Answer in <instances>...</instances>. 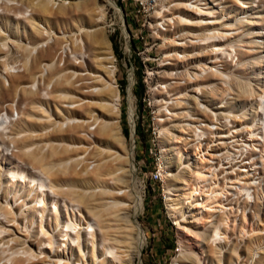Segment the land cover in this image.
Wrapping results in <instances>:
<instances>
[{
	"label": "rangeland",
	"instance_id": "1",
	"mask_svg": "<svg viewBox=\"0 0 264 264\" xmlns=\"http://www.w3.org/2000/svg\"><path fill=\"white\" fill-rule=\"evenodd\" d=\"M38 1L0 0V212L6 209L13 216L10 219L6 213L12 222L6 218L0 223L6 232L3 242L39 255L42 261L37 264H55L57 259L63 264H113L107 259L104 263L101 252L90 242L81 243L78 238L79 246L70 252L54 237L59 228L54 220L60 218L52 209L54 193L90 196L105 190L107 194L100 201L103 208L117 209L122 226H134L144 236L140 252L129 264H264V181L256 189L251 209L242 210L243 203H234L237 195L225 201L224 193L222 208L213 203L212 211H207L195 205L198 190L194 198L181 199L183 216L172 215L167 206L178 198L172 185L180 187V192L195 186L198 189L199 179L194 173L197 164L208 168L210 162H215L207 154L229 156V161L233 154L236 156L235 150L243 147L249 133L252 137L245 142L264 154L262 141L253 134L261 132L264 122L259 114L264 112L260 109L264 105L260 97L264 91V0H50L48 5L53 10L70 8L72 28L66 32L64 19H44L34 10L33 4ZM84 3L88 4V16L81 7ZM100 9L104 22L97 26ZM84 17L86 22H81ZM97 27H102L111 52L99 51L97 58L113 59L104 63L115 71L118 144L108 142L103 134L104 126L113 120L109 108L115 102L101 100L96 93L104 87L103 80L109 81L107 73L94 63L96 59L87 68L79 57L76 61L68 57L74 66L49 75L54 64L62 67L63 58L59 62L57 53L51 61L39 59L31 73L24 75L32 57L55 38L85 39L86 33ZM211 35L215 37L207 38ZM214 38L219 41L210 42ZM217 46L231 59L227 60ZM137 60L142 66L141 84L137 83ZM63 74L69 76L67 81H61ZM59 81L72 83L71 89L62 91ZM88 85L91 88H85ZM50 89L49 102L37 96L31 102L25 101L36 91L44 98ZM71 113H76V119L68 121ZM221 117H227L229 123ZM75 124H83L80 130L84 131L73 134L80 140L45 136L50 131L57 134L60 129L68 133ZM122 126L127 129V137ZM228 129L229 133L238 130L239 136L220 137L228 135ZM210 139L216 141L208 142ZM199 141L207 143V154L202 156L197 153ZM51 147L75 150L69 158H48L45 166L57 174L74 166L85 174L105 162L121 163L116 171L122 172V182L117 185L121 190L100 184L76 187L67 179L45 180L49 186L48 208L42 213L38 208L35 213V202L31 194L27 195L24 183L9 180L7 172L19 170L30 177L27 172L38 169L32 167L33 161L26 154L33 152L38 158L49 153ZM163 148L167 152H162ZM129 153L132 158L127 163ZM257 162L250 171L254 167L264 171L263 156H258ZM223 169L231 171L234 167ZM204 173L207 182L216 174L221 183L223 174L219 171ZM257 177L255 174L253 188L258 184ZM116 192L119 202L111 198ZM137 195L142 199L138 212L134 207ZM56 204L64 213L60 197ZM217 222L224 238L214 244L209 234ZM131 234L132 243L134 231ZM51 238L55 241L45 248ZM60 243L59 248L56 245ZM125 249L130 254L132 247H120Z\"/></svg>",
	"mask_w": 264,
	"mask_h": 264
},
{
	"label": "bare ground",
	"instance_id": "2",
	"mask_svg": "<svg viewBox=\"0 0 264 264\" xmlns=\"http://www.w3.org/2000/svg\"><path fill=\"white\" fill-rule=\"evenodd\" d=\"M49 1L50 0H39L35 4L32 3L34 6V10L40 13L44 19H49V18L64 19L63 30L64 32L69 31L72 28V24L69 21V19L72 18V14H70V8L59 7L58 9L53 10L48 5ZM28 2H32V0H28ZM218 2L221 3L222 0H218ZM81 7L84 13L86 14V16H88L90 14L87 8L88 4L84 3L81 5ZM9 8L14 10L16 9V7L14 6H9ZM98 13L99 14H97V18L95 20L97 26L98 24H102L104 22L103 10L100 9ZM81 22H86L85 17L84 19L81 20ZM210 37H215V36L214 35L207 36V38ZM212 41L214 42L219 41V39L214 38L210 42ZM108 48L109 46L105 39V35L103 34L102 27H97L91 31H88L85 35V39H82L81 37L79 38L77 36L69 39L55 38L52 42L46 44L45 48L38 52V55L32 57V62L30 63V66L26 69L24 75L28 76L31 73V69H32L31 67L32 66L35 67L39 59L46 58L51 61L55 58L57 53H58V57L60 56L58 60L59 62L63 58L62 67H59L56 64H54L53 68L49 69L48 72L49 75H52L54 73H59L65 69H68V67L74 66V64L68 59V57L73 58L75 61L79 57L81 59L80 61H82L83 66L87 68L88 66L91 67V61L93 59H96L94 63L97 64V66H100L101 69H103L109 77V81L103 80V82L105 83L104 87L98 89L96 93L97 95H99V97H101V100L109 99L110 102H115L114 106L111 109L109 108V115L112 116L111 118L113 120L104 126L103 134L104 136H106L108 142L118 144L119 143L118 140L120 139L118 137V135L120 134V127L118 126V122H117L119 110H118V106H115L117 105V100H118L117 91L115 88L116 86L114 85L115 71L112 68V66H107L104 63L105 61H113V59L112 57L97 58V52L103 50L105 52L108 51V54L110 55L111 52H109ZM217 50L223 51L224 49L221 48L220 46H217ZM222 54L226 55L227 60L231 59L230 57H228V54L225 51H223ZM68 78H69L68 75L63 74L61 76V81L62 80L67 81ZM61 81H59V83L62 85L61 90L66 92L69 91L71 89L70 86L72 83H67L68 85H66V84H62ZM91 86L92 85H88L85 88H91ZM50 92L51 89L49 91H46L44 93L45 97L42 98L40 96L39 91H36L33 95L25 97V101L31 102L35 99L34 97L37 96L36 97L37 99L42 100L44 102H49ZM260 97H263V102H264V91L260 94ZM105 105L108 106L110 104H105ZM260 109L261 111H264V105L263 106L261 105ZM259 114L262 116L264 120V112L263 113L259 112ZM204 116L206 118L208 117L206 115ZM70 119L75 120L76 113H71L70 118L67 117L68 121ZM221 119H224L226 124L229 123L227 117H221ZM82 125L79 124L71 125V129L68 131V133L65 134H63L65 130L60 129L57 134L54 131H50L46 133L45 136L49 139L53 138V139L63 140L65 138H71L73 140L78 138V140H80L79 137H76L73 134L78 133L80 131H84V130H80L82 128ZM262 126L263 127L261 128V132L259 131L253 134H256V137L259 136V140L262 141L263 149L261 153L263 154L264 153V122L262 123ZM227 132L228 135H224L220 137H225L230 139L231 137L234 138L236 136H239L238 130H234L232 131V133H229L230 129H228ZM250 134L252 133H249V136H246L245 140L243 141L244 142L243 147H241V149L239 148L235 150L236 156L233 154L232 159H230L229 161H226V159H229V156H221V155L219 156L215 153L207 154L206 153V150L208 149L207 143L202 144L200 141L197 142L196 145L198 148L197 153L200 156H202L203 154H207L212 159H215V162H210L211 165L208 168H205V166L202 165L200 166L197 164L198 170L196 168L194 173L199 179L200 185L198 186V189L197 186H195L192 187L191 189L190 188L186 189V192H180L178 191L180 187H176L172 185L173 186L172 190L177 191L176 194L178 198L175 200L173 199V203H167L169 212L172 213V215L178 213L179 216H183V212L180 208L181 199L192 198L193 196H195L196 190H198L199 194H197L198 197L194 199L195 205L196 206L200 205L199 207H202L207 211L208 210L212 211L211 207L213 203H215V206L222 208L224 204L221 201V197L223 196L224 193H226L225 201L228 200L227 197H231V196L234 197V195H237L236 199L238 201L236 200L234 203H239V204L243 203L242 210H245L246 208L251 209V207L254 204V197L255 195L258 194V191H256V189L260 188L262 181H264V171H262L261 167H259V169L254 167L252 171H250V169L251 167L256 166V164L258 163L257 162L258 156H263V161H264V154L260 155V151L256 152L252 148L251 144H247L245 142V141H249V138L252 137L250 136ZM25 139H28V137H26ZM179 141L180 140L176 139V142ZM214 141H216V139L215 140L210 139L208 142H214ZM26 145L27 144H25L24 146ZM73 151L75 150L68 151L64 148H61L60 150H56V148L51 147L49 153L41 154V156L38 158H36L35 153L33 152L28 153L26 154L27 157L33 161L32 167L38 169V171L36 170L28 171L27 173L30 175V177H27L26 174H24L25 172L23 173L22 171L19 170H9L7 172L8 175L7 177L11 181L24 183L25 187L28 189L27 195L31 194L30 199L31 201L35 202V204L33 205L34 210L36 209L38 210V208H40L39 211H41V213L44 210H46V208H48L46 191L47 188H49V186H47L45 180L57 182L62 179L64 180L67 179L70 185L76 187L83 186L84 184H93L96 187L100 184L101 186L104 187L115 188L117 191L121 190L120 185L117 186L120 183V181L122 182L121 179L123 177L121 174L122 172L116 173V171H118V165L121 164L118 162L114 164H110L107 162L99 164L94 170L88 172L86 171L85 174H81L79 170H76L74 168L75 166L69 167L66 173L62 172L61 174H57L56 172H50L49 169L45 166L48 158H51V160H53L54 157L56 160L69 158L70 155L73 154ZM162 152H167V148H163ZM165 157H167V155ZM131 158L132 156L129 153V158L127 159L128 161L127 163L131 162ZM236 159L238 161H234V162L232 161ZM244 159H247L248 161L243 163ZM223 162L229 165L225 166L223 165ZM213 165L214 167L211 168V166ZM217 166L219 167L220 170H217ZM236 166L238 167V170L235 169ZM232 167H234L233 170H231ZM223 168L230 169L231 171H225ZM206 171L207 172L219 171V174L222 173L223 175H222L221 183L217 181L216 174H214V178L212 181L207 182L206 173H204ZM249 172H254V174L250 176ZM62 174L65 177H62ZM228 174H231L232 176L226 177V175ZM255 174L258 175L257 179H259V181L257 182L258 184H256L253 188L252 181L254 180ZM227 183H230V185L227 186ZM235 184H238V186H236ZM182 187L186 188V186L184 187V183ZM251 188H253L252 192L250 191ZM105 194H107V192L105 190H102L90 196H86L85 194H80V193L73 194L71 192L63 195L62 193H54L51 196L53 213L56 212L57 210L60 217L59 218L60 221L58 220V218H55L54 220L55 221L54 226L56 227L59 226L58 230L56 231L57 233L56 235H54V237L57 236V239L59 238V240L63 242V245L62 243H60L56 246L60 248V246L62 245V247H67L68 250L70 249L72 250L73 247L75 248L76 246H79L80 240L81 243L85 242V244L86 243L88 244L90 242L91 246L95 247L94 249H96V251L99 250L101 252L100 255L103 258V262L104 259H107V261L105 260L106 262H113V264L132 263L134 260V255L139 253L141 250L144 236L142 235L141 231L136 227L134 228V226L132 228L131 227L128 228L125 225L122 226V224L120 223L121 219L118 217V214L116 212L118 211L117 209L114 210V208L113 209L109 208L108 210L103 208L101 204L102 202L101 198ZM59 197L61 199V204L59 205H61V207L64 208L63 209L64 213H62V211H60V209L57 208L56 206ZM73 197H76V199L75 200L72 199ZM111 198L117 201L119 200L120 195H118L117 192L112 193ZM252 199L253 201H251ZM134 207L136 212H138L142 208V199L138 195L134 200ZM83 209L87 210L85 214L83 212ZM37 210L35 211V213L37 212ZM7 211L8 210L5 209V212L4 211L0 212V223H5L6 218L8 220L13 219L11 218L12 216L11 213L9 215ZM6 213L8 214V216H10V219L6 217ZM219 227H220L219 222H217V224L213 226V229L209 234V241L211 243L216 244L223 240L224 236L221 235L220 232L221 230H219ZM41 228L42 226L40 227V233L41 235L44 236V232L41 231ZM4 230L1 229L0 227V243L1 241L3 242V235L5 232ZM136 230H138V232ZM133 231H134V237H132L133 242L131 243L130 241L131 238L129 237V235H132L131 233ZM78 238H80V240H78ZM53 241L55 240L51 238L48 242L46 241L47 245L43 244L44 242L41 244L46 245L44 246L46 248L51 246V243ZM6 244L3 242L0 245V261L4 260L3 264H6V261H8L9 264H37L42 261L41 258L37 257L39 255L35 253H31L30 251L25 250L23 248H22L23 250L20 248L21 249L20 251L19 248H16L14 244L11 245H8L9 243L7 245ZM121 246L132 247L130 254H129V250L126 249L120 250ZM179 249L180 248H178V250ZM53 263L63 264V262H61V259H57Z\"/></svg>",
	"mask_w": 264,
	"mask_h": 264
},
{
	"label": "trees",
	"instance_id": "3",
	"mask_svg": "<svg viewBox=\"0 0 264 264\" xmlns=\"http://www.w3.org/2000/svg\"><path fill=\"white\" fill-rule=\"evenodd\" d=\"M112 48H113V46H112ZM137 64H138V70H139L138 73H137V83H138V84H141V77H142V74H141V68H142V66H141L139 60H137ZM123 85H124V83L121 82V83H120V88H122ZM121 94H122V89H121ZM122 133H123V135H124L125 137L128 136L127 129L124 128L123 126H122Z\"/></svg>",
	"mask_w": 264,
	"mask_h": 264
}]
</instances>
